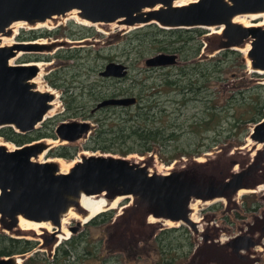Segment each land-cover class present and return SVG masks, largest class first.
Here are the masks:
<instances>
[{
    "label": "water",
    "instance_id": "1",
    "mask_svg": "<svg viewBox=\"0 0 264 264\" xmlns=\"http://www.w3.org/2000/svg\"><path fill=\"white\" fill-rule=\"evenodd\" d=\"M175 1L0 0V33L8 34V27L15 21L32 25L72 10L79 11L80 18L92 23L87 25L118 22L139 28L157 24L165 29L215 26L222 28L221 48L241 46L251 38V48L247 52L250 71L264 72V26H244L233 21L236 15L264 12V0H198L183 6H176ZM51 48L53 45L32 41L0 46V129L12 126L18 132L28 133L52 117L47 113L52 107L54 94L36 90L31 82L39 68L35 64L10 62L17 51L42 52ZM178 62L177 54L165 52L145 61L148 67L173 66ZM128 68L126 64L111 61L100 75L124 78L128 75ZM137 101L136 96L109 97L98 102L92 112L109 106L127 107ZM93 126L90 120L62 121L55 128L57 138L54 140L77 142L88 137ZM250 139L262 148H257L248 168L221 180L217 175L196 167L168 174L151 172L147 165L127 156L97 151H86L87 154L68 172H61L56 162L38 160L42 153L55 147L54 144L39 140L24 146L15 145L13 150L0 144V225L12 229L19 225V216L22 215L32 221L50 222L60 229L62 214L70 208L82 215L88 214L79 203L82 194L100 197L104 194L111 200L118 196L132 198L148 215L183 223L197 232V223L191 218L192 201L232 197L250 184L257 186L251 178L261 170L264 162V118L252 127ZM70 231L74 233L77 229L71 228ZM56 235L53 234L50 241L56 242ZM228 245L243 256L244 251L258 246L259 242L252 234L242 232L232 237ZM32 252L0 257V264H20V261L24 264Z\"/></svg>",
    "mask_w": 264,
    "mask_h": 264
},
{
    "label": "rangeland",
    "instance_id": "2",
    "mask_svg": "<svg viewBox=\"0 0 264 264\" xmlns=\"http://www.w3.org/2000/svg\"><path fill=\"white\" fill-rule=\"evenodd\" d=\"M245 19L252 22L263 20V18L253 20L251 17H246ZM72 22L82 25L81 22L79 23V21H77L75 16H71L67 19L57 20L54 27H19L18 34L23 30L29 31L31 29L49 31L60 30V32H65L67 30L65 28H67ZM156 25L157 24L145 25L140 28L127 25L123 26L119 23H117V25L111 23L101 26L96 25L94 28L97 33L84 40H73L65 34L37 38L32 42L45 41V43L53 45V48H51V50H43L42 52H25L17 57L13 63H22L28 59L32 61V63L42 62L45 64L43 68L44 73L40 78L41 83H43L44 86L52 87L47 83L45 76L54 71H60L66 79L72 80L73 88L71 92L76 98L75 105L81 109L79 114H69L66 116L64 113L65 107L62 100V90L52 87L58 92L57 101L60 104V110L52 117L56 119L57 125L62 121L75 119L90 120L95 126L96 124L91 117H89L91 112L98 102L111 97L113 93L117 94L114 89L119 87H132L133 81L138 82V80L141 79L146 80L147 84H150L155 80L158 82L166 72L171 71L176 73V69H172L174 66H183L191 61L185 59L186 57H190L188 54L184 55L180 52L165 51V53L177 54L179 56L178 64L162 67H148L146 65V59L150 56L156 55L159 51L150 49L154 48L152 44H138L136 35L138 34L139 29L143 30L145 27L147 28V26ZM31 26H36V24H32ZM191 29H200L203 31V34L200 36L198 33H195V36L199 37L202 43L201 52L198 56L200 61L220 56L218 53L220 50L224 49L221 48V43L217 44L215 41H208L205 38L207 36L213 37L215 35L221 37L222 31L218 32V28L211 29L207 27ZM18 34L15 35V38H12L16 43L21 42L17 39ZM12 35L13 34L10 31L5 36L10 40V38L13 37ZM250 40L251 38L246 39L241 46L232 47L240 50L241 55L245 57L247 61L248 67L250 66V60L247 58V52L251 48ZM74 48H83L81 49V52H79L77 58L78 62H74L72 59L67 60L57 57V54L61 50ZM143 51L144 55L142 54ZM37 56L49 58L34 60ZM111 61H117L126 64L129 67L126 79H123V81L120 82L114 77H103L100 75V71ZM66 63L67 67L62 69ZM72 63L74 67H72ZM248 70L249 72H252L249 68ZM246 71L236 67L232 69V73L235 74V76H232L231 74L226 81L221 82L216 80L213 81V83H217L216 86L219 90L218 92H221L224 96H229L238 89V85L243 81L248 82V85L257 82L255 79L259 78L256 77V73L251 74ZM260 74L264 75V73ZM73 75L76 77H73ZM102 78H114V80L99 83L102 98H97L96 95L90 97L88 85L96 81H101ZM260 79L263 80L264 76L260 77ZM77 80H81L84 83H80ZM82 86H84V89L81 88ZM147 93L149 92L147 91ZM119 96L128 95H118L117 97ZM153 97L154 95L151 94V98ZM171 98L173 99V103L170 104L171 117H184L183 115L179 116L178 113L172 109L176 104L175 98L173 96H171ZM158 100H164V98ZM138 103H140V101H137L136 104ZM118 108H120L119 110H124L125 107ZM157 109L158 106H155L152 111ZM203 109V102H198L195 103L192 109L184 110L183 113L188 115L195 111H202ZM1 139L5 141L2 137ZM54 139L55 138L47 137L40 140L49 142ZM86 139L87 137L77 142L59 140L56 143H50L54 144L56 147L63 144L77 146L78 151L76 152V156L71 160L52 156L49 154L50 150L44 155H41L42 159L55 160L60 158L64 164L67 165L72 162L74 166V164L86 154V151H90L84 147ZM225 142L227 143H218L211 149V151L203 153L200 156H195L194 158H187L184 156L171 163H164L161 160L159 150L148 152L146 155L132 153L127 157L133 161L147 165L151 172L168 174L174 170H182L185 168L196 167L198 165L199 168L207 171V173L217 175L219 180L228 179L235 172L248 168V165L256 156L257 144L250 139L249 135L241 145L236 144L231 138L226 139ZM260 148H262V146ZM97 153L102 152L97 151ZM107 154L120 156L113 153ZM38 160H40V158H38ZM257 161H259V159ZM53 162H56L60 167L57 160ZM253 182L257 185L256 187L250 184L248 188L244 189L255 190L260 186L262 187V190H259L258 192H247L242 195H238L237 193L232 197H224L219 200H210L197 204L196 216L200 220L199 222H196L197 232L183 223L172 225L164 222L162 219L150 222L149 219H154L155 217L148 215L144 210L137 207L132 198L123 199L115 208L104 211L102 214H98L88 222L83 223L80 219L76 218L69 219L66 225L67 228L70 230L71 228H76L77 231L74 233L69 231L70 236L61 242H59L57 235L55 239L56 242L50 241L51 236L57 233L50 232L46 229H42V232L38 233L30 229L24 230L18 225L12 229L0 225V231L5 232L8 235L27 237L38 242L36 249L27 256L26 262H28V264H162L161 255L158 252L156 245V238L162 233L161 236H166L168 241L171 240L174 244H183L187 246L190 241V238L188 239L187 237H191L193 241L192 253L188 256H182L181 254L185 251L177 247H173L170 250L172 256L181 255L175 260L174 264H243L240 260L235 258L232 249L229 248L227 244L235 235L251 231L252 234L256 233L258 235L257 238L261 250L252 248L250 251H246L244 254L249 259L247 264H264V239L260 241L261 236L264 234V162L261 170L257 172L256 178ZM109 212H111V217L109 219H101ZM169 228H177V230L167 231ZM205 235L209 240L205 239ZM177 239H180V241H177ZM63 246L68 250L64 256L62 255L61 250ZM187 249L189 248L187 247ZM95 250L96 253L94 254L93 252ZM59 252L60 255L57 257ZM55 253L56 255L54 256ZM30 257H35V261L30 263Z\"/></svg>",
    "mask_w": 264,
    "mask_h": 264
},
{
    "label": "trees",
    "instance_id": "3",
    "mask_svg": "<svg viewBox=\"0 0 264 264\" xmlns=\"http://www.w3.org/2000/svg\"><path fill=\"white\" fill-rule=\"evenodd\" d=\"M65 29H67L65 32H60V30H23L17 39L33 41L41 37L65 34L73 40H84L97 33L94 26L79 25L74 22ZM195 33L200 36L203 31L185 28L165 29L157 25L138 30L136 35L138 44H152L154 48L150 49L159 52L188 54L190 57L185 59L191 61L183 66H174L172 69H176V73L166 72L158 82L155 80L147 84L146 80L141 79L138 82L133 81L132 87L114 89L117 94L113 93L111 97L136 96L140 103L127 106L124 110H119L118 106H109L91 112L89 117L96 125L86 139L84 147L87 150L120 156H128L132 153L146 155L148 152L159 150L161 160L164 163H171L184 156L187 158L200 156L211 151L218 143H227L226 139L231 138L238 145L243 143L250 134V128L264 118V79H260L264 75L249 72L245 57L237 49H222L218 53L219 57L200 61L198 56L202 43ZM205 39L215 41L217 44L221 41V37L216 35L207 36ZM81 49L83 48L61 50L57 57L78 62L77 58ZM142 54L144 55V51ZM43 58L49 57L37 56L34 60ZM28 61L30 60L27 59L26 62ZM66 67L67 63L62 69ZM72 67H74L73 63ZM236 67L245 71L247 69L246 72L251 74L256 73V77L259 79H255L257 82L252 85L243 81L234 93L224 96L218 92L217 83L214 84L213 81L224 82L231 74L235 76L232 69ZM73 77L76 76L73 75ZM45 79L52 87L62 90L65 115H78L81 109L75 105L76 98L71 92L72 80L66 79L60 71L47 74ZM123 79L126 77L116 78L120 82ZM74 80L76 81L75 78ZM110 80H114V78H102L101 81L89 84L90 97L96 95L97 98H102L99 83ZM77 81L84 83L81 80ZM81 88L84 89V86ZM151 94L154 95L153 98H151ZM171 96L175 98L176 104L172 109L179 116L183 115L184 117H171L170 104L173 103ZM160 98H164V100H158ZM198 102H203L204 109L202 111H195L188 115L183 113L184 110L192 109ZM155 106H158V109L152 111ZM56 126V119L50 117L42 123V126L32 132L21 133L12 126H6L0 129V135L5 141L24 146L47 137L56 139ZM77 151V146L63 144L53 147L49 154L71 160L76 156ZM196 167L199 168L198 165ZM110 214L111 212L105 214L101 219H109ZM176 230L177 228H169L167 231ZM186 232L188 233L187 230ZM161 235L157 236L156 245L161 255L162 264H174L181 255L188 256L192 253L193 241L191 237H187L190 238V241L186 246L174 244L171 240L168 241L166 236ZM37 244L38 242L30 238L8 235L0 231V257L27 254L34 251ZM173 247L185 252L172 256L170 250ZM61 250L63 256L68 252L64 246ZM93 253L95 254L96 250ZM29 259L30 263L35 261V257ZM26 261L25 264H28Z\"/></svg>",
    "mask_w": 264,
    "mask_h": 264
},
{
    "label": "bare ground",
    "instance_id": "4",
    "mask_svg": "<svg viewBox=\"0 0 264 264\" xmlns=\"http://www.w3.org/2000/svg\"><path fill=\"white\" fill-rule=\"evenodd\" d=\"M197 0H176L175 1V5L176 6H183V5H187L191 2H195ZM158 6H162V5H157ZM146 10H150V9H146ZM79 11L77 10H72L68 13H66L65 15H55L51 18H48L46 21L44 22H36V26H31V24L25 22V21H15L13 22L7 30L12 32V36L10 38V40L7 39V37L5 36V34L0 33V46H12L14 45L16 42L13 41L12 38L15 37L16 34H18V29L19 27H29V28H36V27H54V24H56V21L59 19H67L68 17L71 16H75L77 18V21L84 23V24H92L86 20H83L82 18H80ZM246 17H251L253 20H256L258 18H263L262 21L259 22H252L249 20H246ZM233 21L236 23H240L244 26H264V12H258V13H246V14H240V15H236L233 18ZM104 24H109V23H96L94 24V26L96 25H104ZM111 24H115L117 25V23H111ZM138 26V25H136ZM207 28H218V32L222 31L221 27H207ZM40 44H45V41H36ZM249 49V48H248ZM247 51V49H246ZM23 54V51H17L16 55L14 57L11 58L10 62L13 64L14 60L19 57L20 55ZM28 64H35L38 68H39V72L37 74L36 77H34V79L31 80V82L33 84H35L36 86V90H40V91H49L51 93L54 94L55 98L52 101V107L49 110V112L47 113V116H53L54 114H56L59 110H60V104L57 101L58 98V92L53 89L52 87L49 86H44L43 83H41L40 78L43 75V68L44 65L42 62H36V63H28ZM259 72H263V71H259ZM59 140H50L48 143L50 144L51 142L56 143ZM0 144L4 145L6 148H8L9 150H13L15 148V145L11 142H6L3 141L0 137ZM257 144V143H256ZM257 148H260L261 145L256 146ZM46 153V151L44 153H42L41 155H44ZM87 154V152H85ZM40 155V160L39 161H55L57 160V162H59L60 164V171L61 172H68L71 167L73 166V163H69V164H64L63 161L58 158V159H52V160H44L42 159V156ZM77 161V160H76ZM74 161V162H76ZM262 187L258 186L257 189L255 190H247V189H241L238 192V195H242L243 193H247V192H253L256 191L258 192ZM125 199L124 197L118 196L116 198H114L113 200L108 199L106 195H102L100 196H87L85 194L81 195V198L79 199V203L80 205L85 208L88 212V214L82 215L81 213H79L77 210H75L74 208H70L66 213L62 214L61 217V222H62V228L58 229V227H55L54 225H52L50 222H36V221H32V220H28L26 218H24L22 215L19 216V225L22 229L26 230V229H30V230H34L38 233L42 232V229H46L50 232H55L57 233V237L60 241L67 239L70 236V229L67 228V222L69 219L71 218H76V219H80L83 223L88 222L89 220H91L92 218L96 217L98 214H101L104 211H107L109 209H113L115 208L117 205H119L120 202H122V200ZM222 198H217L214 200H219ZM203 203L204 201H201L199 199H195L194 201H192L191 203V208H192V213H191V218L192 220L199 222L200 220L197 218L196 214H197V210H196V205ZM150 222H153L155 220H158L156 218H150L149 219ZM164 221V220H163ZM164 222L172 224V225H178L180 223H176V222H172L169 220H165ZM257 249H260L259 246L256 247ZM261 250V249H260ZM20 264H22V262L20 261Z\"/></svg>",
    "mask_w": 264,
    "mask_h": 264
},
{
    "label": "flooded vegetation",
    "instance_id": "5",
    "mask_svg": "<svg viewBox=\"0 0 264 264\" xmlns=\"http://www.w3.org/2000/svg\"><path fill=\"white\" fill-rule=\"evenodd\" d=\"M255 177H256V174H255V176H253L252 178H251V182H253V180L255 179ZM254 224H257V223H254ZM182 227V226H181ZM252 227V226H251ZM195 231V230H194ZM263 232H264V228H263ZM247 233H250V234H252V232L251 231H249V232H247ZM262 234V233H261ZM253 236H255L256 237V240L259 242V240H258V235L256 234V233H253L252 234ZM205 239H207V240H209V238L205 235ZM264 239V234L261 236V238H260V241H262ZM260 244V243H259ZM228 245V244H227ZM259 246V245H258ZM228 247L229 248H231L229 245H228ZM59 248V247H58ZM253 248H256V247H253ZM250 249H252V248H250ZM58 250V249H57ZM248 251H250V250H248ZM247 251V252H248ZM246 251H244L243 252V256H239L238 254H236L233 250H232V253L235 255V258L237 259V260H240L243 264H247V262L249 261V259L246 257V255L244 254ZM57 253V252H56ZM55 253V254H56Z\"/></svg>",
    "mask_w": 264,
    "mask_h": 264
}]
</instances>
